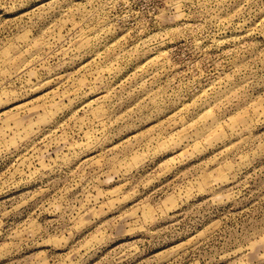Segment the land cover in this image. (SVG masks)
<instances>
[{
    "label": "rangeland",
    "instance_id": "obj_1",
    "mask_svg": "<svg viewBox=\"0 0 264 264\" xmlns=\"http://www.w3.org/2000/svg\"><path fill=\"white\" fill-rule=\"evenodd\" d=\"M0 264H264V0H0Z\"/></svg>",
    "mask_w": 264,
    "mask_h": 264
}]
</instances>
